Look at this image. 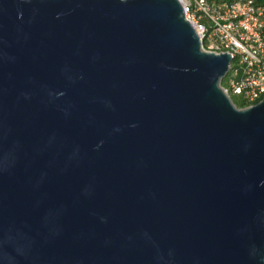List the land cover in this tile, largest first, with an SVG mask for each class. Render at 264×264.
Masks as SVG:
<instances>
[{"label":"water","instance_id":"95a60500","mask_svg":"<svg viewBox=\"0 0 264 264\" xmlns=\"http://www.w3.org/2000/svg\"><path fill=\"white\" fill-rule=\"evenodd\" d=\"M232 59L180 0H0V264H264Z\"/></svg>","mask_w":264,"mask_h":264},{"label":"built area","instance_id":"2783aa9c","mask_svg":"<svg viewBox=\"0 0 264 264\" xmlns=\"http://www.w3.org/2000/svg\"><path fill=\"white\" fill-rule=\"evenodd\" d=\"M200 35L202 49L232 56L227 84L232 100L251 107L264 99V6L256 0H180Z\"/></svg>","mask_w":264,"mask_h":264},{"label":"trees","instance_id":"16d2710c","mask_svg":"<svg viewBox=\"0 0 264 264\" xmlns=\"http://www.w3.org/2000/svg\"><path fill=\"white\" fill-rule=\"evenodd\" d=\"M225 1H233V0H225ZM256 2L264 6V0H256ZM226 84H227V80L223 79L221 85L225 86ZM232 101L238 108H242L245 106L244 100H241L239 96L233 97Z\"/></svg>","mask_w":264,"mask_h":264},{"label":"rangeland","instance_id":"374dc122","mask_svg":"<svg viewBox=\"0 0 264 264\" xmlns=\"http://www.w3.org/2000/svg\"><path fill=\"white\" fill-rule=\"evenodd\" d=\"M226 79V78H225ZM227 80V79H226ZM241 98V97H240ZM241 100H243L242 98H241Z\"/></svg>","mask_w":264,"mask_h":264}]
</instances>
